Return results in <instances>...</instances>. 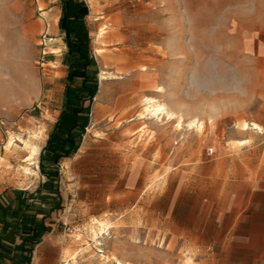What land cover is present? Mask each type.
<instances>
[{"label":"rangeland","instance_id":"374dc122","mask_svg":"<svg viewBox=\"0 0 264 264\" xmlns=\"http://www.w3.org/2000/svg\"><path fill=\"white\" fill-rule=\"evenodd\" d=\"M84 1L98 93L78 150L59 164L46 259L216 264L219 245L199 241L204 224L228 221L242 181L264 170V0ZM53 5L0 0V189L45 180L37 162L67 71L64 49L42 45ZM102 24L126 39L99 41ZM110 51L116 63L101 58ZM155 105L169 114L151 115Z\"/></svg>","mask_w":264,"mask_h":264},{"label":"trees","instance_id":"16d2710c","mask_svg":"<svg viewBox=\"0 0 264 264\" xmlns=\"http://www.w3.org/2000/svg\"><path fill=\"white\" fill-rule=\"evenodd\" d=\"M61 2L62 14L59 25L65 31L64 40L69 56L64 98L65 103L69 105L68 108L61 110L59 117L69 118L73 123L64 130L58 129V122L55 124L54 130L49 134L39 153L38 167L45 180L37 187L35 194L26 195L24 192L19 202L22 205L19 218L12 224H2V232L6 230L11 236H18L20 239V243L16 245V249L20 251L18 264L31 263L35 246L40 243L42 236L50 231V225L44 221L45 217L51 216L62 207L59 164L62 159L72 156L79 148L85 127L78 122V117L90 113L93 98L98 90L96 63L88 49L84 48L87 36L76 26V22L87 15V5L84 0ZM68 11L72 12L71 17L67 14ZM26 199H33L36 202L33 200L27 202Z\"/></svg>","mask_w":264,"mask_h":264},{"label":"crops","instance_id":"0c3cea01","mask_svg":"<svg viewBox=\"0 0 264 264\" xmlns=\"http://www.w3.org/2000/svg\"><path fill=\"white\" fill-rule=\"evenodd\" d=\"M59 2L60 5H53L46 11L49 15L51 25L46 24L47 29L43 33L42 45L43 48L48 47L50 49L48 51L49 54H54L64 49L62 60L68 70L69 56L67 54V45L64 40L65 31L60 28L59 25V19L62 14V2L61 0H59ZM41 4H44V2ZM91 5L92 3H90V6L87 5L88 13L89 9L91 13ZM41 8L42 5L38 7V10L40 11ZM54 8H56L55 11H53ZM67 14L70 17L72 16V12L70 11H68ZM87 15L76 22L78 29H84L83 21ZM58 35L59 37H57ZM58 40L62 43L61 46ZM58 47H61V49H58ZM47 62L52 61L49 60ZM66 74L64 76V81ZM62 93L63 106L59 110L49 134L54 130V126L57 122L59 130H64L73 123L69 118L59 117L61 110L63 108H68L67 105H69L65 103L64 87ZM88 115L79 116L78 122L84 125L80 118ZM38 162L37 168L39 170ZM43 177L44 176H42V178ZM208 179L210 180L211 178ZM43 181L42 179L41 183ZM242 184L245 193L238 196L239 201L233 205V208L227 210L230 219L226 222H224L223 219L206 221L203 226L205 229L203 232L204 237L199 238L200 242H214L219 245V251L215 253L216 264H264V170L253 180L250 178L244 179ZM24 192H26V195H28V193L35 194V190H27V188L3 187L0 189V264H18L19 262L20 251L16 249V245L20 243V239L18 236H11L6 230L2 232V224H12L19 218L20 209L22 210V205H20L19 202L20 198L25 194ZM43 193L44 192H41V194ZM32 200L33 199H26L27 202ZM33 201L36 202V200ZM41 206H43V204H41ZM212 227L214 228V238L208 239L206 236L212 232L209 230L210 228L212 229ZM42 243L43 242H40L35 246L30 264H53L46 259L44 253L46 247L52 245V242Z\"/></svg>","mask_w":264,"mask_h":264},{"label":"bare ground","instance_id":"6f19581e","mask_svg":"<svg viewBox=\"0 0 264 264\" xmlns=\"http://www.w3.org/2000/svg\"><path fill=\"white\" fill-rule=\"evenodd\" d=\"M94 10V7L91 5V13L93 12ZM57 18V17H56ZM98 39L99 41L101 42H108V41H111V42H114V41H117V42H123L126 37L124 36V34L122 33L120 27L118 28H114V29H108L107 28V25L106 24H102L99 28H98ZM99 51V50H98ZM101 58L103 59V61L105 63H116L119 58H120V55L117 54V53H114V52H108L107 54H100ZM117 78V77H115ZM148 101L149 102H154L155 99L154 98H148ZM151 115H158V114H169L168 110L165 109L162 105H155L153 106L150 111ZM196 126L197 127H200L201 126V122L199 121H196L195 122ZM244 129H247L248 128V124L247 123H244L243 126H242ZM36 152V149L33 148V151L31 154H34ZM67 256V255H66ZM70 258H73L74 257V254L71 253L69 254ZM68 258V257H67ZM66 258V259H67ZM69 258V259H70ZM67 264V263H66ZM119 264V263H118Z\"/></svg>","mask_w":264,"mask_h":264},{"label":"built area","instance_id":"2783aa9c","mask_svg":"<svg viewBox=\"0 0 264 264\" xmlns=\"http://www.w3.org/2000/svg\"><path fill=\"white\" fill-rule=\"evenodd\" d=\"M212 151H213L212 148H209V149H208V153H209V154H211Z\"/></svg>","mask_w":264,"mask_h":264}]
</instances>
